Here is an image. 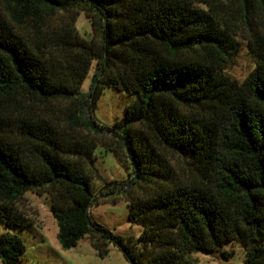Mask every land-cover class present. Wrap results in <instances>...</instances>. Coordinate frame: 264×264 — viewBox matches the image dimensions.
<instances>
[{"label": "trees", "instance_id": "trees-1", "mask_svg": "<svg viewBox=\"0 0 264 264\" xmlns=\"http://www.w3.org/2000/svg\"><path fill=\"white\" fill-rule=\"evenodd\" d=\"M81 13L99 45L80 35ZM245 49L255 68L239 82L227 70ZM94 62L93 105L104 88L137 97L107 128L119 146H104L126 154L132 179L131 158L138 167L131 187L108 184L142 226L138 242L90 215L99 145L87 134L103 129L82 88ZM31 192L49 197L65 251L91 238L102 258L114 244L131 264H192L241 242L244 264H264V0H0L3 225L33 227L19 209ZM26 252L1 236L2 264Z\"/></svg>", "mask_w": 264, "mask_h": 264}, {"label": "rangeland", "instance_id": "rangeland-1", "mask_svg": "<svg viewBox=\"0 0 264 264\" xmlns=\"http://www.w3.org/2000/svg\"><path fill=\"white\" fill-rule=\"evenodd\" d=\"M77 29L82 37L92 39L99 45L100 33L94 29L85 13H81L78 18ZM254 68L255 64L245 49L238 56L235 64L227 70V75L233 80L242 82ZM97 74L98 65L94 62L82 88L84 95L90 94ZM136 100V95L124 91L113 88L102 89L95 98L94 105L91 99L88 113L103 130L99 134L89 132L87 137L99 145L94 152V168L90 171L93 192L99 203L92 205L91 219L116 236L138 242L143 232L142 226L130 223L129 208L124 196L113 195L110 192L111 187L122 188L124 184L133 180V167L126 154H122L123 164L109 148L104 146L105 143L112 148L119 146L120 138L107 128L121 122L125 118L126 108ZM82 106V104L74 106L71 103L65 105L67 112L70 113L77 109L81 110ZM114 182L117 184L108 186ZM19 209L31 221L33 227L8 228L0 222V238L5 233H11L24 241L27 252L20 264H131L120 248L114 244L109 245L107 257H100L91 238H85L72 250H63L58 240V224L51 211L50 199L47 195L28 193L19 205ZM189 259L192 264H244L246 251L241 242H229L216 253L197 252L190 255ZM0 264H2L1 259Z\"/></svg>", "mask_w": 264, "mask_h": 264}, {"label": "water", "instance_id": "water-1", "mask_svg": "<svg viewBox=\"0 0 264 264\" xmlns=\"http://www.w3.org/2000/svg\"><path fill=\"white\" fill-rule=\"evenodd\" d=\"M96 81H97V78L95 79ZM96 81L94 82V85H93V87H92V90H91V92H90V95H89V103H88V107L90 106V102H91V99H92V93H93V91H94V86H95V84H96ZM129 151V150H128ZM129 153H130V151H129ZM131 155V154H130ZM132 157V156H131ZM132 159V162L134 163L133 165H134V169H135V176H134V179L131 181V183L128 185V187H131L136 181H137V176H138V167H137V165L135 164V162H134V160H133V158H131Z\"/></svg>", "mask_w": 264, "mask_h": 264}]
</instances>
